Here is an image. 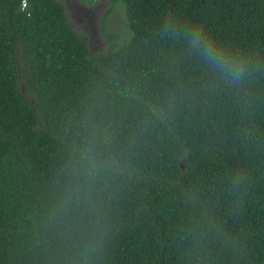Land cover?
Wrapping results in <instances>:
<instances>
[{
	"label": "trees",
	"instance_id": "trees-1",
	"mask_svg": "<svg viewBox=\"0 0 264 264\" xmlns=\"http://www.w3.org/2000/svg\"><path fill=\"white\" fill-rule=\"evenodd\" d=\"M109 1L130 33L92 52L60 0H0V264H264V0ZM165 16L260 71L226 86L161 35ZM93 129L117 165L63 214Z\"/></svg>",
	"mask_w": 264,
	"mask_h": 264
},
{
	"label": "clouds",
	"instance_id": "clouds-1",
	"mask_svg": "<svg viewBox=\"0 0 264 264\" xmlns=\"http://www.w3.org/2000/svg\"><path fill=\"white\" fill-rule=\"evenodd\" d=\"M161 35L172 41H183L190 56L199 58L219 81L226 86L239 88L251 83L260 71L253 59L239 50H230L219 44L201 24L191 23L184 26L174 17L162 19ZM110 140L106 131L93 129L84 138L79 155L70 172L68 189L61 202L63 214L78 208L88 200V191L94 181L106 170L117 165L109 154ZM246 177L242 170H237L232 177L230 194H239L245 187ZM195 203L196 194L189 197ZM99 241L87 233L79 241V257L87 261L98 250Z\"/></svg>",
	"mask_w": 264,
	"mask_h": 264
},
{
	"label": "rangeland",
	"instance_id": "rangeland-1",
	"mask_svg": "<svg viewBox=\"0 0 264 264\" xmlns=\"http://www.w3.org/2000/svg\"><path fill=\"white\" fill-rule=\"evenodd\" d=\"M64 5L65 14L76 33L87 36L90 51H102L109 41L125 38L130 33L124 21L122 7L111 5L109 0H60ZM110 8L106 18L105 13ZM112 34L108 39L107 35ZM114 35V36H113ZM18 86L22 89L20 72Z\"/></svg>",
	"mask_w": 264,
	"mask_h": 264
}]
</instances>
